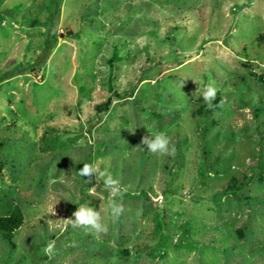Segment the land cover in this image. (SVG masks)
Masks as SVG:
<instances>
[{"label": "rangeland", "instance_id": "rangeland-1", "mask_svg": "<svg viewBox=\"0 0 264 264\" xmlns=\"http://www.w3.org/2000/svg\"><path fill=\"white\" fill-rule=\"evenodd\" d=\"M261 36L264 0H0V264H264ZM84 204L107 233L60 226Z\"/></svg>", "mask_w": 264, "mask_h": 264}, {"label": "clouds", "instance_id": "clouds-1", "mask_svg": "<svg viewBox=\"0 0 264 264\" xmlns=\"http://www.w3.org/2000/svg\"><path fill=\"white\" fill-rule=\"evenodd\" d=\"M217 95V89L214 85L209 84L202 93L203 100L212 106V102ZM141 143L146 145L148 150L152 153H158L164 156L175 155L176 148L172 143L171 137L166 133L160 132L155 135L143 137ZM80 175L88 177L89 180L95 177L97 181L102 180L104 188L109 192L113 199L108 201V212L114 221L124 213L125 209L122 203L116 202L115 198L123 195L125 189L122 187L119 179L108 173L106 170H101L97 167L96 163H85L79 170ZM55 214V211L52 212ZM74 218H68L64 221L63 228H67L69 225L73 228H83L90 231L93 235L99 237L101 234H105L108 231L107 224L104 222L102 215V209L97 210L95 207L89 204H84L78 207L73 213ZM55 250V241H51L44 248V252L48 256H53Z\"/></svg>", "mask_w": 264, "mask_h": 264}, {"label": "trees", "instance_id": "trees-1", "mask_svg": "<svg viewBox=\"0 0 264 264\" xmlns=\"http://www.w3.org/2000/svg\"><path fill=\"white\" fill-rule=\"evenodd\" d=\"M261 39H264V36H261ZM47 50L44 52L43 57L40 61L44 60L45 56L47 55ZM45 55V56H44ZM39 61V62H40ZM252 75L260 79L261 82L264 83V74H259L257 72H252ZM243 80L244 77H242ZM114 96L117 98H121L123 94L116 92L115 94L109 96L105 102L98 105V111H106L110 108L114 101ZM203 167V162H200L199 165V171H201V174L203 176V179L205 177V169ZM205 179L202 180V183H204ZM25 222V214L22 206L20 204H15L11 210V212L7 215H3L0 217V235L4 238L11 240L13 237V233L15 230L20 228L23 223ZM128 250H124V252H127Z\"/></svg>", "mask_w": 264, "mask_h": 264}]
</instances>
